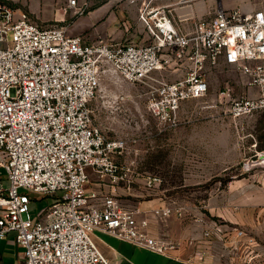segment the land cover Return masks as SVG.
I'll list each match as a JSON object with an SVG mask.
<instances>
[{"label": "built area", "instance_id": "1", "mask_svg": "<svg viewBox=\"0 0 264 264\" xmlns=\"http://www.w3.org/2000/svg\"><path fill=\"white\" fill-rule=\"evenodd\" d=\"M138 1L145 44L83 43L63 27L42 28L22 12L16 18L0 0V170L8 184L0 183V241L13 233L24 264H110L92 239L95 231L164 256L175 251L150 235L115 190H87L91 176L99 183L108 180L112 188L130 190L133 183L129 169L115 161L126 142L105 139L93 124L91 102L104 74L132 85L152 81L146 110L172 128L184 102L206 96L207 71L222 62L248 88L230 101L228 115L239 119L264 111V7L218 9L184 32L167 5ZM85 6L67 3L76 15ZM169 62L182 67L183 76L172 82L154 79ZM20 189L55 201L34 217ZM154 213L168 216L170 210ZM202 237L232 252L255 245L244 231L215 224L204 228ZM204 259L187 263L204 264Z\"/></svg>", "mask_w": 264, "mask_h": 264}, {"label": "rangeland", "instance_id": "2", "mask_svg": "<svg viewBox=\"0 0 264 264\" xmlns=\"http://www.w3.org/2000/svg\"><path fill=\"white\" fill-rule=\"evenodd\" d=\"M2 1L15 10L16 18L22 12L42 28H65L69 36H73L68 31L73 22H85L88 12L105 6L109 8L106 17L113 21L110 30L95 32L101 25L98 22L79 37L89 43L145 42L138 0H77L79 6L86 4L80 15L68 9L69 0ZM250 2L264 7V0ZM235 6L243 9V5ZM90 34L95 36L92 40ZM175 68L169 62L152 77L172 82L180 76ZM207 81L206 96L184 102L178 124L169 128L146 110L152 81L132 85L112 73L104 74L91 102L93 124L105 139L126 142L125 151L115 161L129 169L133 183L130 190L118 193V199L136 212L138 222H145L146 228L191 259L204 255L209 264H264V111L239 119L228 115L230 101L248 88L245 80L222 62L207 71ZM153 179L148 187L147 181ZM0 183L8 185L2 170ZM19 193L29 199L34 217L55 201L27 190ZM165 209L170 210L168 216L154 213ZM213 224L244 231L254 247L232 252L215 244L208 250L183 238L184 228H210ZM255 255L258 257L247 263Z\"/></svg>", "mask_w": 264, "mask_h": 264}, {"label": "crops", "instance_id": "3", "mask_svg": "<svg viewBox=\"0 0 264 264\" xmlns=\"http://www.w3.org/2000/svg\"><path fill=\"white\" fill-rule=\"evenodd\" d=\"M234 1L236 0H183L182 2L177 3L175 0H157L154 4L167 5L173 22L181 30L186 32L189 31L197 21L212 16L215 10L218 9H241L240 7L235 6L237 4L243 5L242 10L245 11H255L262 8L255 7L250 0H238L237 4ZM108 9L109 8H105V6L95 8L88 12L87 20L85 19L86 17L84 18L85 22H83V19L73 22L68 29L70 35L79 36L81 33L91 29L98 22H101V25L97 27L95 32L99 30L103 33H107L113 22L112 19L106 17L109 13ZM93 37L95 36L92 35L89 40H92ZM81 39L83 43H89L87 38L81 37ZM146 39L147 35L144 43L137 44H145ZM132 41H135V39H132ZM174 71L180 72V76L178 78L182 77L184 74L182 67H177ZM112 189L113 191L115 190L114 194L117 197L118 193L121 191H127L122 186L112 188L108 180H104L102 183H99L93 176L89 179L87 189L89 191L94 190L100 193H108ZM124 207L129 209L126 206ZM148 230L152 237L161 239L153 230H150L149 228ZM183 230V238L190 241H196V243L200 245L199 247H204L209 250L215 244L219 245V243L213 239L207 240L202 237L204 228H184ZM197 230L198 233L196 232ZM92 239L110 264H188V260L193 262L198 260V258L191 259L188 254L178 251H173L166 256L160 255L142 247L134 246L128 242L120 241L99 231H95L93 233ZM208 261L207 259H204L203 263L209 264ZM0 264H24L22 249L15 244L13 233L7 234L6 237L0 241Z\"/></svg>", "mask_w": 264, "mask_h": 264}, {"label": "trees", "instance_id": "4", "mask_svg": "<svg viewBox=\"0 0 264 264\" xmlns=\"http://www.w3.org/2000/svg\"><path fill=\"white\" fill-rule=\"evenodd\" d=\"M7 5H9V4H7ZM10 6V5H9Z\"/></svg>", "mask_w": 264, "mask_h": 264}]
</instances>
